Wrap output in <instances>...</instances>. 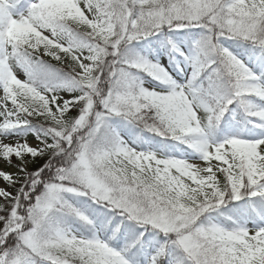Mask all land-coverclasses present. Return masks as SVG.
Instances as JSON below:
<instances>
[{"label": "snow or ice", "instance_id": "obj_1", "mask_svg": "<svg viewBox=\"0 0 264 264\" xmlns=\"http://www.w3.org/2000/svg\"><path fill=\"white\" fill-rule=\"evenodd\" d=\"M0 162V264H264V0H0Z\"/></svg>", "mask_w": 264, "mask_h": 264}, {"label": "rangeland", "instance_id": "obj_2", "mask_svg": "<svg viewBox=\"0 0 264 264\" xmlns=\"http://www.w3.org/2000/svg\"><path fill=\"white\" fill-rule=\"evenodd\" d=\"M29 140H30V142L33 143V144L36 143V141H35L33 138H29ZM0 168H6V169L9 170V171H15L14 168H8V166L5 165V164H3L2 162H0Z\"/></svg>", "mask_w": 264, "mask_h": 264}, {"label": "trees", "instance_id": "obj_3", "mask_svg": "<svg viewBox=\"0 0 264 264\" xmlns=\"http://www.w3.org/2000/svg\"><path fill=\"white\" fill-rule=\"evenodd\" d=\"M29 138H32V137H29ZM39 163H41V161H37V164H34V165H30V167H36Z\"/></svg>", "mask_w": 264, "mask_h": 264}]
</instances>
